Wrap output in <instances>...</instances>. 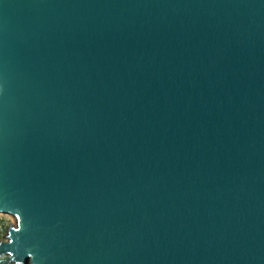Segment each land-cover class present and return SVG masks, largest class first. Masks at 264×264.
I'll use <instances>...</instances> for the list:
<instances>
[{
  "label": "water",
  "instance_id": "water-1",
  "mask_svg": "<svg viewBox=\"0 0 264 264\" xmlns=\"http://www.w3.org/2000/svg\"><path fill=\"white\" fill-rule=\"evenodd\" d=\"M0 264H264V0H0Z\"/></svg>",
  "mask_w": 264,
  "mask_h": 264
},
{
  "label": "rangeland",
  "instance_id": "rangeland-1",
  "mask_svg": "<svg viewBox=\"0 0 264 264\" xmlns=\"http://www.w3.org/2000/svg\"><path fill=\"white\" fill-rule=\"evenodd\" d=\"M15 222V220L10 215L0 214V241L5 240L7 226L11 223Z\"/></svg>",
  "mask_w": 264,
  "mask_h": 264
}]
</instances>
